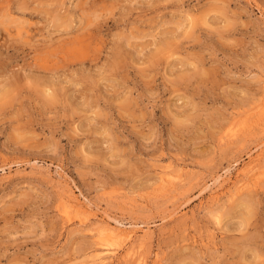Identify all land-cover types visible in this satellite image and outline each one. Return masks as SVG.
I'll return each mask as SVG.
<instances>
[{
    "label": "rangeland",
    "instance_id": "rangeland-1",
    "mask_svg": "<svg viewBox=\"0 0 264 264\" xmlns=\"http://www.w3.org/2000/svg\"><path fill=\"white\" fill-rule=\"evenodd\" d=\"M263 95L264 0H0V264H97L66 186L147 225L149 264H264V178L206 187L264 161L262 128L222 139ZM169 164L174 202L153 194Z\"/></svg>",
    "mask_w": 264,
    "mask_h": 264
},
{
    "label": "bare ground",
    "instance_id": "bare-ground-1",
    "mask_svg": "<svg viewBox=\"0 0 264 264\" xmlns=\"http://www.w3.org/2000/svg\"><path fill=\"white\" fill-rule=\"evenodd\" d=\"M248 118H250V122L244 119L246 122L243 121L238 125L234 123L235 126H233L232 123V126L228 127L227 132L221 138L230 142L237 136L239 137L238 134L244 133L242 135H245V133L257 127V130L260 128L264 130V95L258 105L249 113ZM262 152L263 149L249 158L247 164L236 168L234 177L231 175L230 169L227 168L213 180L211 185H206L212 192L209 200L212 205L218 204L223 197H226L227 201L234 200L243 195L245 191L254 189L260 184L264 178ZM260 162L263 164L261 165ZM185 177L183 168L174 169L170 164L165 166L161 170V174L157 179L158 182L153 189L154 196L164 197L166 200L172 198L174 202L180 194L178 189L184 185ZM59 198V211L66 221L69 222L71 215H74L77 217L79 225H87L85 227H89L88 229L93 232L91 237L94 238L98 250L94 258L97 264H106V261L117 257L121 258L123 262H129V264H149L147 257L143 255V251L141 252L143 245H145L144 240L151 236L147 225L138 223L123 224L106 212L99 213L96 207L94 209L91 202L86 199L80 200L74 196L68 186L62 188ZM123 205L126 208H135L137 202L135 198H129L123 201ZM216 211L212 215L215 216L218 213ZM138 232L143 234H137ZM154 255V259H156V254Z\"/></svg>",
    "mask_w": 264,
    "mask_h": 264
},
{
    "label": "snow or ice",
    "instance_id": "snow-or-ice-1",
    "mask_svg": "<svg viewBox=\"0 0 264 264\" xmlns=\"http://www.w3.org/2000/svg\"><path fill=\"white\" fill-rule=\"evenodd\" d=\"M213 218H214V220H215V223L219 225L220 222H221L220 214L217 213Z\"/></svg>",
    "mask_w": 264,
    "mask_h": 264
}]
</instances>
